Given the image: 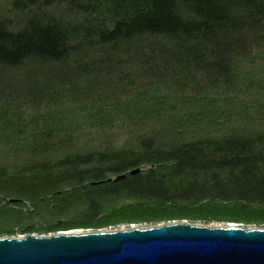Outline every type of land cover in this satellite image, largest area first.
Listing matches in <instances>:
<instances>
[{
	"label": "trees",
	"instance_id": "16d2710c",
	"mask_svg": "<svg viewBox=\"0 0 264 264\" xmlns=\"http://www.w3.org/2000/svg\"><path fill=\"white\" fill-rule=\"evenodd\" d=\"M3 3L17 16L0 10V77L28 68L41 104L28 126L0 79V237L171 220L264 225V0ZM90 50L108 60L55 70ZM115 77L146 81L80 103L52 99L44 81L98 89ZM24 202L47 226L13 230Z\"/></svg>",
	"mask_w": 264,
	"mask_h": 264
},
{
	"label": "water",
	"instance_id": "95a60500",
	"mask_svg": "<svg viewBox=\"0 0 264 264\" xmlns=\"http://www.w3.org/2000/svg\"><path fill=\"white\" fill-rule=\"evenodd\" d=\"M141 171L136 168L91 184L117 182ZM0 264H264V227L168 222L112 231L0 237Z\"/></svg>",
	"mask_w": 264,
	"mask_h": 264
},
{
	"label": "rangeland",
	"instance_id": "374dc122",
	"mask_svg": "<svg viewBox=\"0 0 264 264\" xmlns=\"http://www.w3.org/2000/svg\"><path fill=\"white\" fill-rule=\"evenodd\" d=\"M1 1V0H0ZM10 7L9 5L6 4H0V10L3 13H6L7 15H9V18H15L17 15L15 12L11 11L10 14ZM15 20V19H13ZM76 22H80L81 19L80 18H76L75 19ZM91 57L89 59V54L87 53H81L79 57H74L72 58V60L65 62L64 64H62L61 66H58L57 68L60 69H55L60 76H63L65 74V72L67 70H73L75 68H79L81 67L82 64H84V60L86 62L89 63L92 60H100L99 58H103V60H108L107 58H105L102 54V56L98 55L96 53L95 50L91 51ZM110 56H115L114 54L111 55V53H109L108 58ZM111 57V59H113ZM81 58H83L84 60H82ZM41 69H44L45 71L47 70V68L45 66H42ZM28 68H22V69H18V70H14L12 72H9L7 74H5L4 77H0V79L4 78V80H6V88L9 86V93H6V97L11 100H16V105L19 108H22V110L25 111L26 117V122L28 124V126H32L33 123H31V116H34L36 114V112L40 109V102L38 101V96L34 90L38 85L34 80H26V72H27ZM138 72H141V68H139L138 66H134L132 69V76H134ZM132 76L129 79H132ZM118 78V75H117ZM116 77L114 78V80H101L99 82V80H94L97 83L99 82L101 85L98 87H96V85L91 84L88 85V82H86L85 86H82V80H64V83H58L59 80H56V84H59V86H57L56 84L52 83L54 80L50 81V80H44L46 82L45 85H47V87L49 88L50 93L52 94V99L55 98H63V100H68V98L70 97L69 100H73V99H77L78 102L80 103L82 102L81 100L79 101L78 97L82 98H89L88 100L92 99V98H101L106 96L108 93L111 95H115L118 93V91L122 90L123 88H125L127 85H131V84H138L141 82H144L146 80H115ZM77 81V82H76ZM148 82V80H147ZM35 83V84H34ZM72 83H75V87H72ZM20 84V85H19ZM78 84V85H77ZM19 85V86H18ZM34 85H36L34 87ZM60 87V88H59ZM21 88H25L24 91H22V93L20 92L19 89ZM40 90L43 89V87L40 86L39 88ZM38 89V90H39ZM47 91V90H46ZM34 92V93H33ZM20 99V100H18ZM23 100V101H22ZM89 102V101H87ZM39 104V105H37ZM146 168H143V170H145ZM48 199H51L52 196H48ZM26 205V208H22V211L24 212V215L21 216V218H18L16 221L14 220H8L7 223H9L10 225H12L13 230H15L16 232L25 224H35L36 227H40V226H47L46 222H43L44 220H41L39 216H37L36 214H34L32 212V215H29L26 210H30L32 211V205L29 202H24ZM3 204H10L8 202H4ZM19 209V208H18ZM64 222H66L68 220V217H63ZM168 222H188L191 224H200V225H210V226H225L227 224H231V223H224V222H203V221H189V220H171V221H167V222H161V223H168ZM161 223H133V224H121V225H115V226H109L103 229H99V230H94L91 228H72L67 230L66 232H95V231H112V230H120V229H128L131 226L132 227H148V226H153V225H157V224H161ZM234 224H238L244 228H263L264 225L261 226H255V225H246L243 223H234ZM51 234H55V233H48V234H44V235H37V234H32V235H36V236H48ZM24 235H20L15 233V235L12 236H1V237H22Z\"/></svg>",
	"mask_w": 264,
	"mask_h": 264
},
{
	"label": "bare ground",
	"instance_id": "6f19581e",
	"mask_svg": "<svg viewBox=\"0 0 264 264\" xmlns=\"http://www.w3.org/2000/svg\"><path fill=\"white\" fill-rule=\"evenodd\" d=\"M72 233H81V232H72Z\"/></svg>",
	"mask_w": 264,
	"mask_h": 264
}]
</instances>
